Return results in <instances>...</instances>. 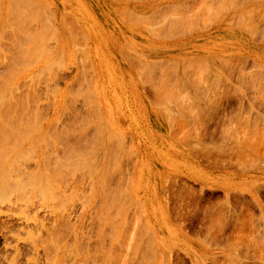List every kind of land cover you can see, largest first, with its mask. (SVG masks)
<instances>
[{
  "label": "rangeland",
  "instance_id": "rangeland-1",
  "mask_svg": "<svg viewBox=\"0 0 264 264\" xmlns=\"http://www.w3.org/2000/svg\"><path fill=\"white\" fill-rule=\"evenodd\" d=\"M34 1L0 0V264H264V0Z\"/></svg>",
  "mask_w": 264,
  "mask_h": 264
},
{
  "label": "bare ground",
  "instance_id": "bare-ground-1",
  "mask_svg": "<svg viewBox=\"0 0 264 264\" xmlns=\"http://www.w3.org/2000/svg\"><path fill=\"white\" fill-rule=\"evenodd\" d=\"M4 1H5V0H4ZM9 1H10V0H9ZM11 1H12V0H11ZM20 1H21V0H20ZM24 1H25V0H24ZM16 2H18V1H16ZM16 2H15L14 5H16ZM34 2H36V0H35ZM4 3H5V2H4ZM22 3H23V1H22ZM27 3H28V1H27ZM36 3H37V2H36ZM36 3H35V5H36ZM222 3H223V2H222ZM18 4H19V3H18ZM23 4H24V3H23ZM30 4L32 5L31 2H30ZM5 5H6V4H5ZM33 5H34V4H33ZM226 5H227V4H226ZM229 5H230V3L228 4V6H229ZM10 6H11V2H10ZM20 6H21V5H20ZM20 6H19V7H20ZM26 6H27V5H26ZM37 6H38V5H37ZM12 7H13V6H12ZM17 7H18V6H17ZM17 7H15V6L13 7L14 10H15V8H16V12H14V14H15V13L17 14ZM229 7H230V6H229ZM231 7H232V5H231ZM9 8L12 9L11 7H9ZM9 8H8V10L10 11ZM20 8H21V7H20ZM20 8H18V9H20ZM26 8H27V10H28L29 6L26 7ZM26 8H25V9H26ZM33 8H34V7H33ZM215 8H216V5H215ZM221 8H222V7H221ZM221 8H220V9H221ZM226 8H227V6H226ZM13 9H12V13H13V11H14ZM30 9L33 10L31 6H30ZM21 10H22V9H21ZM21 10H20V11H21ZM23 10H24V7H23ZM23 10H22L21 12H23ZM224 10H225V9H224ZM251 10H252V8H251ZM219 11H220V10H219ZM222 11H223V10H222ZM248 11H249V10H248ZM7 12H8V11H7ZM26 12H27V11H26ZM26 12H25V10H24V13H23V14H25ZM33 12H34V11H33ZM243 12H245V11H243ZM3 13H4V12H3ZM3 13H2V14H3ZM8 13H9V12H8ZM8 13H7V14H8ZM10 13H11V11H10ZM10 13L8 14L9 16H10ZM12 13H11V14H12ZM30 13H31V12H30ZM249 13H250V12H249ZM255 13H256V12H255ZM12 15H13V14H12ZM12 15H11V16H12ZM20 15H22V14L20 13ZM20 15H19V16H20ZM3 16H4V15H3ZM19 16H17V18H19ZM28 16H29V15H28ZM209 16H210V15H209ZM245 16H246V15H245ZM15 17H16V16H15ZM21 17H22V16H21ZM17 18H16V20H17ZM24 18H25V17H24ZM32 18H33V17H31L30 19H32ZM143 18H144V17H143ZM239 18H240V17H239ZM8 19H9V17H8ZM8 19H6V20H8ZM11 19H12V18H11ZM19 19H20V18H19ZM28 19H29V17H28ZM30 19H29V20H30ZM210 19H211V18H210ZM12 20H14V18H13ZM12 20H11V21H12ZM206 20H207V19H206ZM208 20H209V19H208ZM8 21H10V20H8ZM20 21H22V20L20 19ZM30 21H32V20H30ZM8 23H9V22H8ZM8 23H7V21H6V24H8ZM10 23H11V22H10ZM19 23H20V22H19ZM171 23H172V22H171ZM0 24H1V22H0ZM12 24H14V23H12ZM22 24L26 25L25 23H22ZM189 24H190V23H189ZM10 25H11V24H10ZM14 25H15V24H14ZM14 25H13V26H14ZM18 25H19V24H18ZM173 25H174V24H173ZM242 25H243V24H242ZM4 26H5V25H4ZM6 26H7V25H6ZM16 26H17V25H16ZM16 26H15V27H16ZM175 26H176V24H175ZM244 26H245V24H244ZM15 27H13V28H15ZM22 27H23V25H22ZM24 27H27V25L24 26ZM43 27H44V26H43ZM245 27H246V26H245ZM245 27H244L243 29H245ZM246 28H247V27H246ZM5 29H7V30L9 31V29H11V28H9V29H8V28H5ZM24 29H25V28H24ZM27 29L29 30V27H28ZM68 29H69V28H68ZM70 29H71V28H70ZM178 29H179V28H178ZM46 30H48V29H46ZM46 30H45V31H46ZM174 30H175V29H174ZM2 31H3V30H2ZM4 31H6V30H4ZM10 31H11V30H10ZM14 31H15V30H14ZM41 31H42V30H41ZM48 31H49V30H48ZM21 32H22V31H21ZM25 32H26V31H25ZM25 32H23V33H25ZM30 32H31V31H30ZM178 32H179V31H178ZM180 32H181V31H180ZM254 32H255V31H254ZM1 33H2V32H1ZM10 33H11V32H10ZM23 33H22V34H23ZM26 33H29V32L27 31ZM51 33H52V31H51ZM56 33H57V32H56ZM11 34H12V33H11ZM38 34H39V32H38ZM38 34H37V36H38ZM177 34H178V33H177ZM32 35H33V34H32ZM52 35H53V34H52ZM0 36H1V35H0ZM21 36H22V35H21ZM24 36H26V35H24ZM43 36H44V35H43ZM251 36H252V35H251ZM47 37H48V36H47ZM27 38H28V37H27ZM37 38H38V37H37ZM37 38H35V39H37ZM16 39H17V38H16ZM25 39H26V38H25ZM18 40H19V39H18ZM21 40H22V39H21ZM29 40H30V39H29ZM33 40H34V39H33ZM38 40H39V39H38ZM43 40H44V39H43ZM36 41H37V40H35V41H33V42H36ZM40 41H41V38H40ZM40 41H38V42H40ZM41 42H42V41H41ZM44 43H45V42H44ZM263 43H264V42H262V44H263ZM30 44H31V43H30ZM33 44H34V43H33ZM36 44H37V43H36ZM16 45H17V44H16ZM73 45H74V44H73ZM75 45H76V44H75ZM140 45H141V44H140ZM36 46H37V45H36ZM39 46H40V45H39ZM216 46H217V45H216ZM18 47H19V46H18ZM62 47H63V46H62ZM225 47H226V46H225ZM65 48H66V47H65ZM212 48H213V47H212ZM212 48H211V49H212ZM15 49H16V48H15ZM18 49H19V48H18ZM20 49H21V48H20ZM213 49H214V48H213ZM213 49H212V50H213ZM216 49L218 50V48H216ZM225 49H226V48H225ZM226 50H227V49H226ZM28 51H29V50H28ZM62 51H63V50H62ZM214 51H215V50H214ZM31 52H32V51H31ZM218 52H219V51H218ZM18 53H19V52H18ZM18 53H17V54H18ZM41 53H42V51H40L39 57L41 56ZM45 53H46V51H45ZM50 53H51V52H50ZM60 53H61V52H60ZM213 53H215V52H213ZM263 53H264V52H263ZM27 54H28V53H27ZM30 54H31V53H30ZM33 54H34V53H33ZM37 54H38V53H37ZM46 54H49V53H46ZM46 54H45V55H46ZM61 54H62V53H61ZM34 55H36V54H34ZM20 56H21V55H20ZM30 56H32V55H30ZM37 56H38V55H37ZM46 56L48 57V55H46ZM54 56H55V55H54ZM59 56H60V55H59ZM59 56H58V57H59ZM39 57H36V58L39 59ZM125 57H126V56H125ZM40 58H41V57H40ZM37 59H36V60H37ZM56 59H57V57H56ZM126 59H127V58H126ZM32 60H33V59H32ZM184 61H185V60H184ZM184 61H183V63H184ZM187 62H188V61H187ZM53 63H55V62H53ZM18 64H19V62H18ZM57 64H58V63H57ZM57 64H56V65H57ZM185 65H186V64H185ZM141 66H142V65H141ZM175 66H176V65H175ZM172 67H173V66H172ZM48 68H49V66H48ZM48 68H47V69H48ZM140 68H141V67H140ZM148 68H149V67H148ZM188 68H189V66H188ZM172 69H174V68H172ZM187 70H188V69H187ZM189 70H190V69H189ZM142 71H143V70H142ZM151 71H152V70H151ZM175 71H176V70H175ZM185 71H186V70H185ZM85 72H86V71H85ZM195 72L197 73V71H195ZM86 74H87V73H86ZM144 74H145V73H144ZM191 74H192V73H191ZM197 74H198V73H197ZM27 75H28V74H27ZM186 75H187V73H186ZM199 75H200V73H199ZM193 76H194V74H193ZM36 77H37V76H36ZM84 77H86V76H84ZM199 77H200V76H198V78H199ZM187 78H188V77H187ZM195 78H196V77H195ZM143 79H144V78H143ZM146 79H147V78H146ZM192 79H193V77H192ZM192 79H191V80H192ZM199 79H200V78H199ZM140 80H141V79H140ZM147 80L149 81V79H147ZM147 80H146V81H147ZM195 80H197V79H195ZM162 81H164V80H162ZM173 81H174V80H173ZM175 82H176V79H175ZM157 83H158V82H157ZM181 83H182V82H181ZM196 85H197V83H196ZM161 86H162V85H161ZM161 86H160V87H161ZM161 88L165 89V86H163V87H161ZM161 88H160V89H161ZM160 89H159V90H160ZM155 90H156V88H155ZM165 90H166V89H165ZM165 90H163V91H165ZM171 90H172V89H171ZM172 91H173V90H172ZM90 93H91V92H90ZM170 93H171V92H170ZM1 94H2V93H1ZM158 94H159V93H158ZM174 94H175V93H174ZM0 96H1V95H0ZM162 96L165 97L164 94H163ZM177 96H178V95H177ZM163 97H162V98H163ZM172 97H173V96H172ZM181 97H183V96H181ZM167 98H168V97H167ZM179 98H180V97H179ZM0 99H1V98H0ZM180 99H182V98H180ZM2 100H3V97H2ZM61 100H62V99H61ZM177 100H178V99H177ZM23 105H24V104H23ZM63 106H64V105H63ZM24 108H25V107H24ZM63 109H64V108H63ZM58 111H60V110L58 109ZM26 112H27V111H26ZM26 112H25V113H26ZM31 113H32V112H31ZM31 113H30V114H31ZM39 114H40V113H39ZM12 115H13V114H12ZM29 116H30V115H29ZM34 116H35V115H34ZM26 117L28 118V115H27ZM32 117H33V116L31 115V118H32ZM36 117H37V116H36ZM15 118H16V117H15ZM34 119H35V118H34ZM17 120H18V119H17ZM18 121H19V120H18ZM18 121H17V123H18ZM28 121H29V120H28ZM38 121H39V120H38ZM38 121H37V122H38ZM9 130H10V129H9ZM6 138H7V137H6ZM21 141H22V140H21ZM3 142H5V141L3 140ZM24 143H25V142H24ZM1 144H2V143H1ZM17 144H18V143H17ZM17 144H16V145H17ZM34 144H35V142H34ZM6 145H8V144H6ZM12 145H14V144H12ZM20 145H21V144H20ZM23 145H24V144H23ZM23 145H22V146H23ZM8 146H9V145H8ZM22 146H20V147H22ZM4 147H5V146H4ZM10 147L12 148L11 145H10ZM2 148H3V147H2ZM13 149H14V147H13ZM13 149H12L13 153H14V151H15V149H16V153H15V155H16V154H17V151H19V150H17V148H15L14 150H13ZM21 149H22V148H21ZM79 149H80V148H79ZM3 150H5V149L3 148V149L0 150V151H3ZM5 151L7 152V150H5ZM85 151H86V150H85ZM104 151H105V150L103 149V152H104ZM0 153H1V152H0ZM3 153H5V152L3 151L2 154H3ZM9 153H11V151H10ZM9 153H8V154H9ZM19 154H20V152H19ZM89 154H90V153H89ZM7 156H9V155H7ZM7 156L4 155V159H3V158L0 159L1 162H2V159H3V160H6ZM11 156H12V155H11ZM16 156H17V155H16ZM78 156H79V154H78ZM84 156H85V154H84ZM84 156H83V158H84ZM88 156H89V155H88ZM0 157H3V156L1 155ZM8 158H9V157H8ZM77 158H79V157H77ZM13 159H14V158L11 159V160H12V164H13V163L15 164V162L13 161ZM11 160H10L9 162H11ZM77 160H78V159H77ZM82 160H83V159H82ZM90 160H91V159H90ZM90 160H89V161H90ZM78 161H79V160H78ZM93 161H94V158H93ZM93 161H92V162H93ZM1 162H0V164L2 165V163H4L5 161H3L2 163H1ZM76 162H77V161H76ZM80 162H81V161H80ZM80 162H79V163H80ZM82 162H83V164H84V161H82ZM82 162H81V163H82ZM5 163H6V162H5ZM43 163H44V162H43ZM74 163H75V162H74ZM79 163H78V165H75V166H79ZM90 163H91V162H90ZM90 163H87V164H88V165H91ZM12 164H11V165H12ZM54 164H56V163H54ZM71 164H73V163L71 162ZM4 165H5V164H4ZM67 165H68V164H67ZM73 165H74V164H73ZM73 165H69V166L72 167ZM80 165H81V164H80ZM2 166H3V165H2ZM5 166H6V165H5ZM12 166H13V165H12ZM12 166H10V167H12ZM14 166L16 167V164H15ZM17 166H18V165H17ZM43 166H44V165H43ZM69 166H67V167L69 168ZM19 167H20V166H19ZM19 167H18V168H19ZM36 167L38 168V165H37ZM0 168H1V167H0ZM2 168H3V167H2ZM7 168H8V167H7ZM7 168H6V169H7ZM62 168H64V166H63ZM116 168H117V167H116ZM12 169H13V167H12ZM20 169H22V168H20ZM20 169H19V173L17 172L19 175L17 176V178L15 177L16 179L13 180V183H15L14 186L16 187V188H15V192L18 191V193H21L22 191H25L24 193L26 194V192L28 191V189H26V187L28 188V186H27V184H23L24 179H25L24 177H27V179H29V181H30L29 184H31L32 181L35 182L34 179H32V177H34L33 174H34L36 171L33 172V174H32V173H27V174L24 175V172H25V171H24L23 169H22V170H20ZM65 169H66V168H65ZM69 169H70V168H69ZM77 169H78V168H77ZM117 169H118V168H117ZM117 169H116V171H117ZM7 170H8V169H7ZM17 170H18V169H17ZM17 170H16V171H17ZM66 170H67V169H66ZM114 170H115V169H114ZM38 171H40V169H38ZM68 171H70V170H68ZM68 171H67V172H68ZM14 172H15V171H14ZM40 172H41V171H40ZM58 172H59V171H58ZM60 172L62 173V171H60ZM67 172H66V173H67ZM75 172H76V171H75ZM77 172H78V171H77ZM79 172H80V171H79ZM113 172H115V171H113ZM10 173L13 174L12 171H10L9 174H10ZM15 174H16V172H15ZM51 174H52V173H51ZM57 174H60V173H57ZM69 174H70V173H69ZM4 175L7 176V174L5 173V171H4ZM61 175H62V174H61ZM70 175H71V174H70ZM111 175H113V174H111ZM10 176H11V175H10ZM38 176H39V175H38ZM53 176H54V175H53ZM4 177H5V176H4ZM12 177H13V176H12ZM51 177H52V176H51ZM62 177H63V176H62ZM67 177H68V176H67ZM90 177H92V176H90ZM109 177H110V176H109ZM6 178H7V177H6ZM6 178H5V179H6ZM13 178H14V177H13ZM0 179H1V178H0ZM2 179H4V178L2 177ZM7 179H8V178H7ZM36 179H37V178H36ZM123 179H124V178H123ZM15 180H18V181H15ZM25 180H26V179H25ZM121 180H122V179H121ZM14 181H15V182H14ZM55 181H56V180H55ZM99 181H101V180H99ZM102 181H103V180H102ZM37 182H38V181L36 180V184H31V186H32V185H36L35 187H37ZM45 182H46V184L48 183L46 180H45ZM106 182H107V181H106ZM25 183H26V182H25ZM39 184H40V183H39ZM39 184H38V185H39ZM106 184H107V183H106ZM1 185H2V184H1ZM5 185L7 186V184H5ZM25 185H26V186H25ZM107 185H108V184H107ZM120 185H121V184H120ZM2 186H3V185H2ZM2 186H1V188H2ZM45 186H48V184L45 185ZM45 186H44V187H45ZM103 186H104V185H103ZM124 186H125V185H124ZM126 186H127V184H126ZM10 187H11V186H9V188H10ZM29 187H30V186H29ZM91 187H92V186H91ZM1 188H0V189H1ZM47 188H48V187H46V189H44V190H49V188H48V189H47ZM115 188H116V187H115ZM122 188H123V187H122ZM125 188H126V187H125ZM4 189H6V190H4ZM16 189H17V190H16ZM97 189H98V188H97ZM117 189H118V188H117ZM117 189H114V190H117ZM126 189H127V188H126ZM7 190H9V189H7V188H2V191L0 190V202H1V201L3 202V200H6V197L10 196L9 194H7V193H8ZM124 190H125V189H124ZM34 191H35V190H34ZM49 191H50V190H49ZM119 191H120V190H118V192H119ZM125 191H126V190H125ZM9 192H13V190H12V191L9 190ZM28 192H30V191H28ZM44 192H45V191H44ZM107 192H108V191H107ZM6 194H7L8 196H6ZM12 194H13V193H12ZM42 194H43V193H42ZM50 194H51V193H50ZM107 194H108V193H107ZM14 195H15V193L13 194V196H14ZM46 195H47V194H46ZM100 195H102V194H100ZM111 195H112V194H111ZM61 196H62V195H61ZM11 197H12V196H11ZM11 197H8V198H11ZM63 199H64V198H63ZM98 201L101 202L100 200H98ZM83 202H85V201H83ZM86 202H87V200H86ZM92 202H93V200H92ZM94 203H95V202H94ZM103 203H104V202H103ZM103 203H102V204H103ZM25 207H26V206H25ZM89 207H90V206H89ZM22 208H24V207H22ZM22 208H21V210H22ZM86 208H87V207H86ZM27 209H28V208H27ZM32 209H33V208H32ZM27 211H28V210H27ZM24 212H25V211H23V213H24ZM29 212H30V211H29ZM126 212H127V211H126ZM24 214H25V216H26V213H24ZM36 215H37V214H36ZM98 215H99V214H98ZM122 215L124 216V214H122ZM28 216H29V215H28ZM37 217H38V216H37ZM29 220H30V219H29ZM27 221H28V220H27ZM36 221H37V220H36ZM80 221H81V220H80ZM122 223H123V222H122ZM118 226H119V223H118ZM122 226H123V225H122ZM42 227H43V226H42ZM124 233H125V232H124ZM83 234H84V233H83ZM118 236H120V235H118ZM75 237L78 238V234H77V233H75ZM82 239H83V238H82ZM86 239L88 240V237H87ZM82 242L84 243V244H83V247H84L85 251L87 252L84 256L88 257L87 255H90L88 252L90 251L91 244L88 243L85 239H84V241L82 240ZM112 244H113V243H112ZM51 246H52V245H51ZM75 247H77V246H75ZM65 252H67V251H65ZM109 252H110V251H109ZM110 253H111V252H110ZM78 254H79V253H78ZM80 254H82V253H80ZM76 255H77V254H76ZM124 255H125V254H124ZM77 256H78V255H77ZM80 256H81V255H80ZM153 256H154V254H153ZM123 258H124V257H123ZM151 258H152V257H151ZM119 259H120V258H119ZM100 260H101V259H100ZM123 260H124V262L127 261L126 259H122V261H123ZM148 260H149V259H148ZM59 261H60V260H59ZM80 261L82 262V261H83V258H82V260H80ZM122 261H121V262H122ZM57 262H58V260H57ZM81 262H80V263H81ZM84 262H85V261H84ZM86 262H87V261H86ZM124 262H123L122 264H124ZM106 263H107V262H106ZM110 263H111V262H110ZM58 264H59V262H58ZM104 264H105V263H104ZM125 264H126V263H125Z\"/></svg>",
  "mask_w": 264,
  "mask_h": 264
}]
</instances>
